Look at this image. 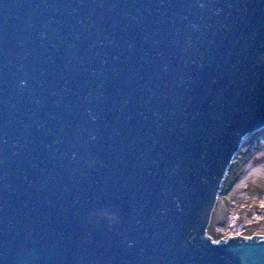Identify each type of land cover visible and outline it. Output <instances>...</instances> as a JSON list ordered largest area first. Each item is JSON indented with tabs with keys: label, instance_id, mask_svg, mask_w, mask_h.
Masks as SVG:
<instances>
[{
	"label": "water",
	"instance_id": "1",
	"mask_svg": "<svg viewBox=\"0 0 264 264\" xmlns=\"http://www.w3.org/2000/svg\"><path fill=\"white\" fill-rule=\"evenodd\" d=\"M264 126V0H0V264H264L205 234Z\"/></svg>",
	"mask_w": 264,
	"mask_h": 264
},
{
	"label": "rangeland",
	"instance_id": "2",
	"mask_svg": "<svg viewBox=\"0 0 264 264\" xmlns=\"http://www.w3.org/2000/svg\"><path fill=\"white\" fill-rule=\"evenodd\" d=\"M231 163L210 211L205 233L213 239L234 235L231 231L235 230L241 233L243 229H246L244 236L264 234L262 211H254L251 216L256 204H261L264 210V136L249 133ZM251 217L254 222L245 226Z\"/></svg>",
	"mask_w": 264,
	"mask_h": 264
},
{
	"label": "bare ground",
	"instance_id": "3",
	"mask_svg": "<svg viewBox=\"0 0 264 264\" xmlns=\"http://www.w3.org/2000/svg\"><path fill=\"white\" fill-rule=\"evenodd\" d=\"M255 132V131H254ZM254 132H252V133H254ZM249 133H247V134H245L242 138H241V141H240V144H242V140H244L246 137H247V135H248ZM224 179H225V177H221V179H220V181H219V183H218V188H217V190H216V192H215V200H214V203H213V206H212V208L214 207V205H215V203H216V199H217V193L220 191V189H221V187H222V183L224 182ZM262 205L260 204H256V205H254L253 206V212H252V214H251V216H254V213L255 212H260V211H262V212H260L261 214H264V210H262V207H261ZM211 208V209H212ZM211 211V210H210ZM255 211V212H254ZM236 214L238 215V213L236 212ZM209 216H210V212H209ZM208 216V219H207V222L209 221V217ZM254 222V220L252 219V217H251V219H249V221L248 222H246L245 223V226L246 225H250V224H252ZM206 227H207V223H206V225L204 226V230H206ZM227 229H230V228H228L227 227ZM235 230V229H234ZM244 230H246V229H243V230H240V232L241 233H238V232H236V231H238V230H235V231H231L234 235H237V234H240V235H243L245 232H244ZM206 234V233H205ZM253 234V233H252ZM251 234V235H252ZM231 236V235H230ZM244 236V235H243ZM228 236H226V237H221V238H224V239H226ZM220 239V238H219ZM219 239H213L212 238V240L213 241H218Z\"/></svg>",
	"mask_w": 264,
	"mask_h": 264
},
{
	"label": "trees",
	"instance_id": "4",
	"mask_svg": "<svg viewBox=\"0 0 264 264\" xmlns=\"http://www.w3.org/2000/svg\"><path fill=\"white\" fill-rule=\"evenodd\" d=\"M261 132L264 134V128H263V130H262ZM231 164H232V163H230V165H229V167H228V172H229V169H230ZM228 172H227V174H228Z\"/></svg>",
	"mask_w": 264,
	"mask_h": 264
}]
</instances>
